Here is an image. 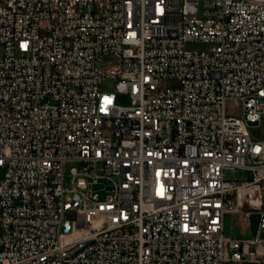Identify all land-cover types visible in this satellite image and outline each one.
<instances>
[{
  "label": "built area",
  "instance_id": "built-area-1",
  "mask_svg": "<svg viewBox=\"0 0 264 264\" xmlns=\"http://www.w3.org/2000/svg\"><path fill=\"white\" fill-rule=\"evenodd\" d=\"M0 45V264H264V0H0Z\"/></svg>",
  "mask_w": 264,
  "mask_h": 264
},
{
  "label": "rangeland",
  "instance_id": "rangeland-1",
  "mask_svg": "<svg viewBox=\"0 0 264 264\" xmlns=\"http://www.w3.org/2000/svg\"><path fill=\"white\" fill-rule=\"evenodd\" d=\"M187 48L190 49H204L206 48V44L202 41H189L186 43ZM3 51V47L0 45V53ZM115 59L112 56H105L104 58V65L105 66H110L114 63ZM167 83L171 84L172 82L168 81ZM101 88L104 91H115L114 85H113V80L110 78H104L101 83ZM116 100L118 103L121 104H129L131 102V95L128 92H121V91H116ZM227 109L229 113L233 114H238L239 113V104L234 101V100H229L227 102ZM251 130L253 133L259 137H264V118L259 122V123H253L251 125ZM70 164L67 165V170L69 171ZM2 170L0 168V175L2 174ZM227 175L229 177H235L236 176H241L242 172L237 171L235 173L233 172H227ZM257 216L254 215L253 221H255ZM225 234L230 235L232 234L231 228H230V222H229V217L226 218L225 222V229H224ZM239 230L236 229L235 234H238Z\"/></svg>",
  "mask_w": 264,
  "mask_h": 264
},
{
  "label": "crops",
  "instance_id": "crops-1",
  "mask_svg": "<svg viewBox=\"0 0 264 264\" xmlns=\"http://www.w3.org/2000/svg\"><path fill=\"white\" fill-rule=\"evenodd\" d=\"M256 231H257V218H256L255 221H253V223H252V225H251V227H250V229H249V232H250V234H252V235L255 234ZM239 264H259V263L254 262V261H243V262H241V263H239Z\"/></svg>",
  "mask_w": 264,
  "mask_h": 264
}]
</instances>
